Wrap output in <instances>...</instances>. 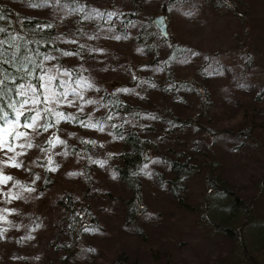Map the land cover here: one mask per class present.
Wrapping results in <instances>:
<instances>
[{
  "label": "rangeland",
  "instance_id": "374dc122",
  "mask_svg": "<svg viewBox=\"0 0 264 264\" xmlns=\"http://www.w3.org/2000/svg\"><path fill=\"white\" fill-rule=\"evenodd\" d=\"M88 1L92 4V11L88 13L84 10L83 12L74 11L73 13L61 14V12H57L58 9H51L49 5H43L44 7L36 10V12L45 17H49L51 12H55L63 24L60 28L61 32H64L62 39L64 38L65 43L70 47L72 46V48L76 46L74 40L76 37L74 35L76 31L75 20L80 15L84 19L85 15L93 13L94 10L109 8L108 10L111 13H122L137 8V20L129 30L130 35L134 36L137 33V27L141 23L150 17L153 19L154 16L163 13L161 12L163 0ZM237 1V6H239L243 16L246 17L243 24H241V20L236 18L235 21H232L231 27L238 32L247 29V32L242 36H236L238 39L231 43L228 38H217L215 36L217 32L213 25L204 18L203 13L188 12L180 6L171 8V12L167 16L170 30L169 37L184 41L189 46H195L196 50L184 63L167 66V70L172 69L175 73V79L179 81L188 79L192 84L200 82L203 73H200V69L202 70L203 65L207 62V53L221 51L222 49V54L231 61L238 57L236 58V67H241L246 61V55L249 54L254 63L252 66L254 74L249 76L254 78L260 75L261 68L264 65V22L260 21L261 13L255 11V7L253 8L250 5V0H245L243 3H241L242 0ZM81 7L85 9L84 5L78 8ZM187 13L191 14L188 15ZM98 19V16L92 15L90 19H85L87 24L84 23L83 26H80V29L85 25L92 30H96V35L88 38L96 47L95 57L88 61L85 67H82L80 66V60L75 56V52H70L68 62H66L76 72L81 73L80 81H86L90 86L80 88L76 84L71 88H77L82 99L70 93L68 100L74 101L73 103L62 102L57 105L76 115H83L86 119L90 116H99L104 112V108L97 104V98L94 95L97 89L103 86L109 87L116 89L117 92L119 90L124 93L128 97V101L139 108L141 126L146 125L149 129H154V126L160 128V124H157L155 117L162 116L165 104L173 106L168 98L160 95V88H158V82H161L164 76L161 72L164 68H158V72L148 68L149 66L138 63L141 56L133 53L129 43L130 38L128 36L122 37L115 30V25L111 26L116 22L106 17L104 23L108 26L103 28L97 26ZM117 36L120 39H116ZM226 44H230L228 46L230 50L225 53L227 46L224 45ZM162 51L166 53L164 44H162ZM130 63L133 71L136 72L138 66V71L142 75L140 79L143 81L142 84H139L140 86L134 85L133 82L129 86L125 85L126 82L131 80L125 72L126 66ZM48 75H51V73L48 72ZM225 77L215 78L214 82L210 81V85L217 92V95L215 94L217 98L222 99L221 106H224V101L227 104L226 107L233 108L234 89L230 87L229 81ZM44 83H47V81H44ZM174 84L172 83L169 87ZM120 85H124L123 87L128 91L122 92ZM184 90L183 92L188 96L187 102L191 107L189 110L182 109L181 112H185V116L195 117V114L199 112L196 93H191L186 88ZM252 92H255V89H252ZM250 100L254 102V99L250 98ZM87 101H94V103H87ZM222 108H208L207 114L212 119L206 118L203 120L204 122L210 121L208 122L210 125L214 124V127H216L214 128L216 129L214 135H209V133H197L195 135L189 132L180 138L184 141L185 147L189 143L192 144L187 146V149L195 148L197 149L195 153L205 149L208 144L207 148L211 150L212 154L208 153L205 157L211 159V156H213V158L219 159L221 171L229 180L232 188L238 190L239 193H243L242 196L246 200H251L264 178V152L259 149V144L256 143L257 146L254 143L255 140L248 139L247 136L245 138L243 133H240L238 137L237 134L230 136L220 133L223 127H237L239 118L229 110L223 112ZM260 118H263V116ZM37 123L41 124L42 122L40 120ZM85 130L87 137L90 134L95 136L91 140L89 151L93 179L90 180V191L86 195V199L91 201V209L90 215L82 218L83 221L79 228L72 229V235L65 230L56 232L51 224L60 220L55 216L44 217L41 213L45 211L39 212L35 209L33 203L36 198L34 197V191L25 189H31V184L38 185V179L31 177L28 171L31 167L35 170L41 169V162L36 164L34 160L36 157L42 159L46 157V163L50 165L49 173L62 185L64 184V187H69L72 196L79 195L78 197H82V190L84 191L88 184L84 181L83 173H80V166L74 162L76 159L68 153L67 148L68 144L83 147L78 138L79 134L72 131L70 125L62 124L56 133V137L63 143L49 144L44 147L46 139L50 136L49 130L42 135L36 131V128L29 129L18 126L16 131L29 134L25 138L13 141L16 146V153H20V155L8 152L5 156V153L0 151V160H5L9 156H16V162L21 164L19 168L0 165L3 174L13 177V180L7 184H0V210H9L3 213L6 219H0V229L4 230L3 238H0V264H111L118 249L125 250L129 259L134 258L139 264H158L155 259L156 256L153 254V251L158 249L164 259L163 264H196L201 260L200 264H202L206 263L209 258L211 261L212 258L221 253H226L229 250L232 252L234 245L231 242L225 243V240L221 237H213L204 225L191 226L190 219H186L185 223H181L180 231L183 234L179 235L181 237L176 244L175 242L172 243L169 240L170 235L165 233L168 232V228L171 226L168 221L172 222L176 217L174 203L169 200V193L164 191L156 181H153L150 175L146 176L144 180L146 181L145 198L142 201L143 208L140 209L142 213L136 220V225H133L135 223H124L122 219L125 204H123L122 198L128 196L129 193L124 190L108 168L109 161L112 164L117 163L114 154L119 151V144L117 140L113 139L104 123L96 127H86ZM156 131L154 138L159 148L158 152L164 157L168 156L170 152H168L169 148L167 147L172 146L175 148L179 146V143L174 141V138H167L165 130L159 129V131ZM56 137L53 136V138ZM29 142L32 144L31 148L27 147ZM21 144L24 147H20ZM161 161L162 159L155 157L152 166L165 171ZM70 173H75V175H70ZM17 181L20 182L19 185L16 184ZM193 186L196 188L202 187L199 182ZM8 193H11L12 196L17 193L20 195L19 198L12 199L11 196L6 195ZM262 197L261 200L254 203V213L262 215V218L257 215L252 226L260 225L264 221V195ZM41 207L46 209L44 206ZM30 209H34L35 213L38 214L39 221L29 213ZM226 209L229 210V207H226ZM41 219L43 220L41 221ZM60 222L61 225H66L63 220ZM173 232L175 231L170 228L169 234H174ZM55 236L57 237L55 238ZM48 239H54L58 242L57 245H54L55 248L52 245L50 247ZM193 248H196V250ZM151 249L152 253L150 252ZM240 250L241 248L237 247V252Z\"/></svg>",
  "mask_w": 264,
  "mask_h": 264
},
{
  "label": "trees",
  "instance_id": "16d2710c",
  "mask_svg": "<svg viewBox=\"0 0 264 264\" xmlns=\"http://www.w3.org/2000/svg\"><path fill=\"white\" fill-rule=\"evenodd\" d=\"M237 2V0H163L161 12L168 16L172 7L180 6L188 12L203 13L204 18L213 25L217 32L215 36L217 38H228L231 43L238 39L236 36H242L247 32V29L238 32L231 27L233 20L235 21L238 18L243 24L246 17L243 16ZM243 2L245 0H242L241 3ZM250 2V5L253 8L255 7V11L261 13L260 21L264 22V0H250ZM33 3L39 4L40 0H0V16L4 17L3 20H0V27L8 30L7 33L0 34V36L7 38L8 33L18 36L16 42L20 45V56L31 53L35 63L43 65V71L41 68H35V73L44 75L47 71V73L50 72L52 76L57 77L53 81V91H63L59 88L61 81H66L70 87H74L75 82L81 79V73L76 72L66 63L69 54L65 55V53L75 52V56L80 60V66L85 67L86 63L95 57L96 47L88 38L89 36L94 37L96 30H92L85 25L80 29V26H83L86 22L81 15L77 17L75 20L76 31L74 32L76 46L72 48V46L70 47L65 43L64 38L62 39L64 32L62 33L60 28L63 24L58 15L51 12V16L45 17L37 13L36 10L49 5L51 9L56 8L58 13L64 14L66 12L73 13V9L84 5V10L88 13L92 11V4L88 0H61L60 5L53 2L44 4V6L33 7L31 6ZM108 9L104 8L99 11L105 14L111 13ZM106 17L108 16H98V27L105 28L108 26L104 23ZM137 17V8L122 13L115 12V15H112L110 19L116 24H111V26L115 25V30L122 37L128 36L130 38L129 43L133 53L141 56L138 63L149 66L148 68L158 72V68H164L161 71L164 76L161 82H158V88H160V95L168 98L173 106L165 104L162 116L155 117L157 124H160V128L154 126V129H149L146 125L141 126L139 108L131 104L127 99L128 97L119 90L118 93L116 89L104 86L97 89L94 97L97 98V104L104 108V112L99 116H90L86 119L83 115H76L73 112L64 110L57 104L45 102L46 93L40 87V84L44 81L38 80L35 76L20 79L19 77H23L24 73H17L11 65H4L9 74L18 77L17 84H24L27 87L31 83L38 89L41 103L35 106H26L25 116L34 114V112H28L29 108L41 110L51 108L56 112L63 113L65 116L74 117V119L60 120L59 123L56 122L54 116H49L47 120L42 118L41 124L50 123L52 125L48 128L50 136L46 139L44 147L50 144L48 141L57 138L56 133L62 124L70 125L71 130L79 134V141L83 144L82 148L78 145L75 146V144H68L67 146L68 153L76 159L74 162L80 166V173H83L84 181L88 184V187L84 191L82 190V197H78L79 195L72 196L71 189L66 185L64 187V184L62 185L49 173L50 165L46 163V157L43 159L36 157L34 163L41 162V169L35 170L31 167L28 171L31 177L38 179L37 186L31 184L34 197H36L33 200L35 209L39 212L45 211L41 213L44 217L55 216L60 221L66 222V225H61L60 221H56L51 226L53 225L56 232L65 230L70 235L73 234L72 229L79 228L83 221L82 218L90 215L91 201L86 199V195L89 194V183L93 179L89 151L91 140L95 136L90 134L87 137L85 125L96 124L100 126L104 123L113 139L117 140L119 144V151L114 154L117 163L112 164L109 161L108 168L124 190L129 193L128 196L122 198V202L125 204L122 219L124 223H135L133 225H136V220L142 213L140 209L143 208L142 201L145 198L146 181L144 180L146 176L150 175L153 181H156L164 191L169 193V200L174 203L176 214L171 213L175 214L176 217L172 222L168 221L171 226L168 228V232L165 233L170 235L169 240L172 243L175 242L176 244L181 237L179 235L183 234L180 231L181 223L186 219H190L191 226L204 225L213 237H221L225 240V243L231 242L234 245L233 253L229 250L212 258L211 261L209 258L206 263L202 264H264V221L260 225L252 226L255 217L258 215L254 213V203L261 200L264 195V178L253 198L246 200L242 196L243 193H239L238 190L232 188L227 177L223 175L219 159L213 158V156H211V159L205 157L208 153L212 154L211 150L207 148L208 144L205 149L195 153L197 149H187V146L192 144L189 143L185 147L184 141L180 138L189 132L195 135L197 133L214 135L216 133L214 132L216 130L214 124L210 125L208 123L210 121L204 122L203 120L206 118L212 119L207 114L208 108L223 107V112L229 110L239 118L237 127H223L220 133L230 136L237 134V137L240 133H243L245 138L247 136L248 139L255 140L254 143L259 144V146L256 145L264 152V65L261 68L260 75L251 78L249 75L254 74L252 69L254 63L249 54L246 55V61L243 65L236 67V58L238 57L231 61L222 54V49L221 51L207 53V62L203 65L202 70L200 69V73L203 72L200 82L192 84L188 79L179 81L175 79V73L172 69L167 70V66L184 63L192 53L196 52L195 46H189L184 41L176 38L165 37L157 30L151 17L141 23L137 27V33L132 36L129 30L134 25ZM162 44L165 46L166 53L162 51ZM224 46H227L226 53L230 50L228 47L230 44ZM44 56L54 57V59L44 60ZM27 67L32 68V65L29 64ZM125 69L126 75L131 80L133 79V81L130 80L131 82H126L125 85L129 86L132 82L134 85L142 84L143 80L140 79L142 75L138 71V66L136 72L133 71L131 63ZM65 72L70 75H63ZM222 76H226L225 78L228 79L230 87L234 89L233 108L226 107L227 104L224 101V106H221L222 99H218L217 92L214 88H211L210 81L214 82L215 78H221ZM172 83L175 84L169 87ZM123 86L120 85V90L127 92L128 90ZM184 88L191 93H196L199 112L195 114V117L185 116V112H181L182 109L189 110L191 107L187 102L188 96L185 94ZM252 89H255V92H252ZM29 95L33 94L29 93ZM10 97L16 99L15 93L0 98V102L4 106V111L9 112L11 117V109L7 107ZM250 98L254 99V102ZM16 107L19 108L18 103ZM41 115L43 117L45 113L41 111ZM25 116L20 117V124L22 125L25 123ZM261 116L263 118H260ZM155 129L158 131L159 129L165 130L167 138H174V141L179 143L178 147H167L169 148L168 152H170L168 156L164 157L158 152L159 148L154 138L157 133ZM36 131L42 135L46 132L42 128H36ZM53 136L56 138H53ZM155 157L162 159L161 163L165 171L153 168L152 162ZM198 182L202 187L196 188L193 186ZM41 206L46 207V209ZM226 207H229V210ZM29 213L39 221V216L34 209H30ZM258 216L262 218V215ZM170 228L175 231L174 234H169ZM80 229L82 228L80 227ZM47 241H49L50 247L52 245L54 248V245L58 243L54 239H48ZM237 247L241 248L238 252ZM193 249L196 250V248ZM150 252L152 253V249ZM157 253H159V249L153 251L156 256H154L155 259L158 264H163L162 255ZM201 261L195 263L200 264ZM111 264L139 263L134 258L129 259L125 250L118 249Z\"/></svg>",
  "mask_w": 264,
  "mask_h": 264
},
{
  "label": "snow or ice",
  "instance_id": "6c2138e0",
  "mask_svg": "<svg viewBox=\"0 0 264 264\" xmlns=\"http://www.w3.org/2000/svg\"><path fill=\"white\" fill-rule=\"evenodd\" d=\"M55 3L57 5L61 4V0H40V3H33L31 6L38 7L44 4H50ZM73 11L76 12H83L84 9L76 8L73 9ZM190 15L191 13H187ZM92 15L96 16H104L107 15L110 19L112 15H115V13H103L99 10H94L93 13L89 15H85L84 19H90ZM4 17L0 16V20H3ZM8 30L0 27V34L7 33ZM18 39V36L12 33H8L7 38H4L0 36V98H3L5 95L15 93L16 99L9 100V103L7 105L8 108L11 109V117L9 112L4 111V106L2 102H0V151H3L5 153V156H7L8 152L16 153V146L13 143L16 139H21L27 137L29 134L22 131H16L17 127H25L29 129L34 128H42L44 131H47L49 127L52 125L50 123H44V124H38L37 122L40 121L42 118L47 120L49 116H54L56 119V122L59 123L60 120L65 119H74V117L71 116H65L63 113L56 112L54 109L51 108H45L43 110L38 108H29L28 112L34 114L25 116V108L28 105H39L41 103L40 100V94H38V89L35 85L29 83L27 87H25L24 84H17L16 80L18 77L14 74H9L7 69L4 67V65H11L17 73H24L23 77H19L20 79L25 78H31L35 76L40 81H47V83H41L40 87L44 89L45 95V102H53L55 104H60L62 102H67L69 104L73 103L74 101L68 100V96L71 93L73 96L77 98H81L80 93L78 92L77 88H71L68 82L61 81L59 88L63 89V91H53L52 85L53 81L57 79V77L48 75L47 71H45L44 75H37L35 73V68H41L43 71V65L42 64H36L35 61L32 58L31 53L20 56V45L16 42ZM116 39H120V37H116ZM69 53H65V55H68ZM44 60L54 59V57L44 56ZM31 64L32 68L27 67V65ZM50 71V70H48ZM63 75H70L69 73L65 72ZM77 85H79L80 88L83 87H89L90 85L87 84L86 81L81 82L80 80H77L75 82ZM12 85L11 87L9 85ZM29 93H32L33 95H29ZM22 98V99H20ZM17 103L19 104V108L16 107ZM87 103H94V101H87ZM41 111L45 113V115L42 117ZM25 116V123L23 125L20 124V117ZM86 127H96L95 124H87ZM102 130V127H101ZM50 144H60L63 143V141L59 140L58 138L54 140L48 141ZM20 147H24L23 144L20 145ZM28 148L32 147V144L29 142L27 144ZM16 155H20V153H16ZM50 159V158H49ZM102 163V162H97ZM0 165H10L12 167L19 168L21 167V164L16 162V156H9L5 160H0ZM55 170V169H52ZM70 175H75V173H70ZM13 180V177L9 175H5L2 172V168H0V184H7L9 181ZM19 181L16 182L17 185H19ZM21 187H23L21 185ZM27 191H32V189H25ZM6 195L11 196L12 199L19 198V193L12 196L11 193H8ZM8 209L0 210V219H6V217L3 215V213L8 212ZM3 229H0V238H3Z\"/></svg>",
  "mask_w": 264,
  "mask_h": 264
},
{
  "label": "water",
  "instance_id": "95a60500",
  "mask_svg": "<svg viewBox=\"0 0 264 264\" xmlns=\"http://www.w3.org/2000/svg\"><path fill=\"white\" fill-rule=\"evenodd\" d=\"M152 20L158 31H160L165 37L170 36L169 21L167 20V15L165 13H159L154 16Z\"/></svg>",
  "mask_w": 264,
  "mask_h": 264
}]
</instances>
